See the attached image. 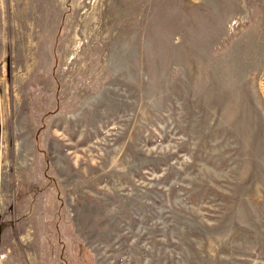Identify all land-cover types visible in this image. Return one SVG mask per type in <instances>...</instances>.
<instances>
[{
	"label": "rangeland",
	"instance_id": "obj_1",
	"mask_svg": "<svg viewBox=\"0 0 264 264\" xmlns=\"http://www.w3.org/2000/svg\"><path fill=\"white\" fill-rule=\"evenodd\" d=\"M0 264H264V0H0Z\"/></svg>",
	"mask_w": 264,
	"mask_h": 264
}]
</instances>
